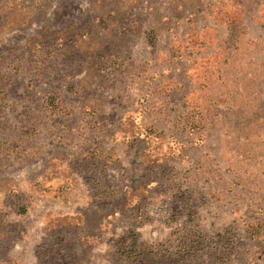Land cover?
<instances>
[{
	"label": "rangeland",
	"instance_id": "obj_1",
	"mask_svg": "<svg viewBox=\"0 0 264 264\" xmlns=\"http://www.w3.org/2000/svg\"><path fill=\"white\" fill-rule=\"evenodd\" d=\"M0 264H264V0H0Z\"/></svg>",
	"mask_w": 264,
	"mask_h": 264
},
{
	"label": "trees",
	"instance_id": "obj_2",
	"mask_svg": "<svg viewBox=\"0 0 264 264\" xmlns=\"http://www.w3.org/2000/svg\"><path fill=\"white\" fill-rule=\"evenodd\" d=\"M56 97L50 96L49 101H48V106L54 108V102H55ZM26 212V207H20L19 208V213H25Z\"/></svg>",
	"mask_w": 264,
	"mask_h": 264
}]
</instances>
